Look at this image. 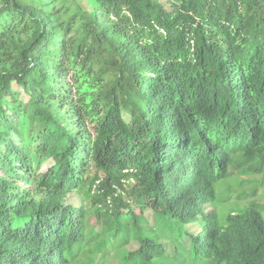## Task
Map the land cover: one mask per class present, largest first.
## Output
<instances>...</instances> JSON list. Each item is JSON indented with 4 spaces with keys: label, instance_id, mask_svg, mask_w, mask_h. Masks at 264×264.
I'll return each mask as SVG.
<instances>
[{
    "label": "trees",
    "instance_id": "16d2710c",
    "mask_svg": "<svg viewBox=\"0 0 264 264\" xmlns=\"http://www.w3.org/2000/svg\"><path fill=\"white\" fill-rule=\"evenodd\" d=\"M166 3L0 0V264H264V0Z\"/></svg>",
    "mask_w": 264,
    "mask_h": 264
},
{
    "label": "rangeland",
    "instance_id": "374dc122",
    "mask_svg": "<svg viewBox=\"0 0 264 264\" xmlns=\"http://www.w3.org/2000/svg\"><path fill=\"white\" fill-rule=\"evenodd\" d=\"M162 3H164L165 4V6L167 7L168 5H167V1H170V0H160ZM48 166V164L46 163V165H45V167L44 168H46ZM238 181H240V179H238ZM237 183V182H236ZM238 184V183H237ZM235 186H232L231 187V189H233ZM239 187H241L242 189H244L245 190V196H243L242 198H240L239 200H240V203H241V205H244V204H246V203H248L250 200H252V199H258V200H260L261 198H260V196L262 195V193H263V190L261 189V188H259V189H257V190H255V191H253V188H251L250 187V185H248V183L246 182V181H244V183L243 184H240L239 185ZM236 199V195H231V197H230V201H236L235 200ZM75 202V199H71L70 200V204H73ZM227 202H229V201H227ZM146 216H147V218H149L150 219V217H151V214L150 213H146ZM149 221V220H148ZM92 222H94V220H93V218H92V220H91V222H90V224L92 223ZM149 223H151L150 221H149ZM190 231H193V228H190ZM99 232V228L98 227H96V228H93V230H92V233H91V235H95V234H97ZM187 241H183V243H186ZM165 245H167V244H165ZM137 248V245L136 244H134V242H130L128 245H127V249L128 250H135ZM167 250L171 253V249H169V246L167 245ZM111 253V252H110ZM109 253V254H110ZM109 254H108V256H109ZM107 256V257H108ZM95 264H102V259H100V258H98L97 260H96V262H95Z\"/></svg>",
    "mask_w": 264,
    "mask_h": 264
}]
</instances>
